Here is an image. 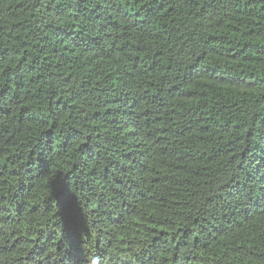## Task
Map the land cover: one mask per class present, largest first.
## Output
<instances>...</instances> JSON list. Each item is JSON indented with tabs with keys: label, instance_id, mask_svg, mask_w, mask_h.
<instances>
[{
	"label": "trees",
	"instance_id": "obj_1",
	"mask_svg": "<svg viewBox=\"0 0 264 264\" xmlns=\"http://www.w3.org/2000/svg\"><path fill=\"white\" fill-rule=\"evenodd\" d=\"M0 264H264V0H0Z\"/></svg>",
	"mask_w": 264,
	"mask_h": 264
}]
</instances>
